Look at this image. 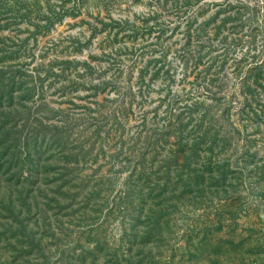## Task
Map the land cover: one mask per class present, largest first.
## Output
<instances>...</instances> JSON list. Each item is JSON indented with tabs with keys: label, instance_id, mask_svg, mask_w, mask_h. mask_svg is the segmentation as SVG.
<instances>
[{
	"label": "rangeland",
	"instance_id": "1",
	"mask_svg": "<svg viewBox=\"0 0 264 264\" xmlns=\"http://www.w3.org/2000/svg\"><path fill=\"white\" fill-rule=\"evenodd\" d=\"M0 264H264V0H0Z\"/></svg>",
	"mask_w": 264,
	"mask_h": 264
}]
</instances>
